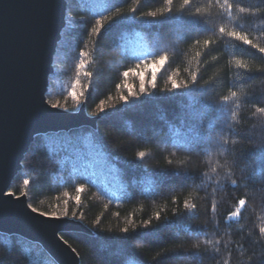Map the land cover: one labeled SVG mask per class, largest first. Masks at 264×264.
<instances>
[{"label":"trees","instance_id":"obj_1","mask_svg":"<svg viewBox=\"0 0 264 264\" xmlns=\"http://www.w3.org/2000/svg\"><path fill=\"white\" fill-rule=\"evenodd\" d=\"M259 48L264 0H68L46 97L69 111L84 103L90 116H99L97 130L36 136L10 191L26 193L39 212L66 211L61 217L93 231L62 235L81 264H249V257L256 264L264 253ZM160 56L167 60L156 65L153 88L152 65ZM170 77L180 88L173 89ZM74 85L76 98L69 94ZM79 132H91L116 165L113 173L125 182L117 199L72 166ZM240 199L246 202L240 214L229 216ZM0 264L56 263L40 245L0 234Z\"/></svg>","mask_w":264,"mask_h":264},{"label":"water","instance_id":"obj_2","mask_svg":"<svg viewBox=\"0 0 264 264\" xmlns=\"http://www.w3.org/2000/svg\"><path fill=\"white\" fill-rule=\"evenodd\" d=\"M68 0H0V234L40 245L56 264H81L63 238L69 232L94 235L83 222L43 216L24 194L8 195L35 137L97 130L99 116L51 107L46 94L54 59L67 26Z\"/></svg>","mask_w":264,"mask_h":264},{"label":"rangeland","instance_id":"obj_3","mask_svg":"<svg viewBox=\"0 0 264 264\" xmlns=\"http://www.w3.org/2000/svg\"><path fill=\"white\" fill-rule=\"evenodd\" d=\"M76 135L75 139L79 140L82 146L74 143V146L70 149L73 154L72 166L83 171L84 174L89 173L90 177H87L93 179L102 193L107 197L113 194V198L117 199L118 195L116 193L123 190L125 182L118 177V174L113 173L110 166L112 165L114 170L117 171L116 165L114 163L110 165L109 160L101 151V147L94 141L91 132H79ZM64 137L65 135H62L61 138L65 140ZM143 184L146 187L150 185V182L144 181ZM129 262L130 264H139L136 261L129 260Z\"/></svg>","mask_w":264,"mask_h":264},{"label":"snow or ice","instance_id":"obj_4","mask_svg":"<svg viewBox=\"0 0 264 264\" xmlns=\"http://www.w3.org/2000/svg\"><path fill=\"white\" fill-rule=\"evenodd\" d=\"M170 2H171V0H169V3H170ZM185 3H187V0H185ZM151 16L155 17V16H156V13H155V12L151 13ZM101 27H102L101 22H100V21H97V26L93 28V31L99 33ZM220 31H221V32H224L225 29L221 28ZM227 35H228V36H231V37H236V38H238L239 40H241V41H243L244 43H247V44H251V43H252V41L249 40V39L247 38V36L242 35V34L239 33V32H228ZM205 43L207 44L208 41H205ZM259 51H260L261 53H264V48H259ZM80 55H81V56H84V55H86V53L81 52ZM166 60H167V57H165V56H160V57L158 58V61L153 62V65H152V67H153L152 80L149 81V83L151 84V86H152L153 88L156 87V84H155L156 75H157L156 65L158 64L160 67H162V66L164 65V63L166 62ZM85 64H86V61L83 60V59H81V60H80V64L78 65V67H84ZM130 71H132V70H130ZM88 75H91V74L89 73ZM123 75H124L125 77H127V76L129 75V72L126 71V72L123 73ZM139 75H140V77H141L140 93H145L146 89H145V84H144V76H143L142 73H140ZM170 79H171V82H172L173 89H178V88H180V85L177 83V81H176L175 79H172L171 77H170ZM192 79H193V82H195V80H196V75H195V73H193V77H192ZM77 83H79V81H77ZM188 86H189V85H188L187 83L184 85V87H188ZM74 88H75V85L73 86V91H71L69 94H70L73 98H76V95H77V94H76ZM131 94H132L133 96L137 95L136 93H131ZM232 96L235 97V96H236V93H235V92H232ZM121 99L124 100V101H128V97H127V96H121ZM223 99H224L225 101H227V100H228V97H227V96H224ZM60 106H61V105H59V103L51 105V107H60ZM103 111H104V109L101 108V112H103ZM257 111H259V112H261V113H264V107H259V108L257 109ZM137 155H138L140 158H143V157L145 156V152H144V151H140V152L137 153ZM215 171H216V169H213V172H215ZM23 182H24L25 185H28V184H29V180H27V179H25ZM235 183H236L235 181H232V184H233V185H235ZM0 195H3V193L0 192ZM8 195L11 196V195H14V193H8ZM25 196L27 197V194H26V193H25ZM79 199H80V197L77 196V197H76V200L79 201ZM65 203H67V202H65ZM237 203H238V207H237L234 211L230 212V213H229V216H231V217H236V216H238V215L240 214V212H241V209L245 206V203H246V202H245L244 199H240ZM28 207L31 208V210H32L33 212H38V211H39V210L36 209V208H32V206H31L30 204L28 205ZM187 207L195 208V205H191V206L186 205V208H187ZM39 214H40V215H43V216H52V217L59 218V217H57V214H56L55 212H53V213H49V212H41V213H39ZM60 215H61V216L67 215V212L65 211L64 213H61ZM73 217H75V213H73ZM157 217H159V213H157ZM150 223H151L150 221H147V220L144 221V225H145V226H148ZM123 231L127 232L128 230H127V229H124ZM260 231H261V232H264V229H261ZM252 262H253V257H249V264H252ZM256 264H264V253H262L258 258H256Z\"/></svg>","mask_w":264,"mask_h":264},{"label":"bare ground","instance_id":"obj_5","mask_svg":"<svg viewBox=\"0 0 264 264\" xmlns=\"http://www.w3.org/2000/svg\"><path fill=\"white\" fill-rule=\"evenodd\" d=\"M55 60V59H54ZM47 95V94H46ZM48 101V100H47ZM84 127V126H83ZM78 128H80V127H78Z\"/></svg>","mask_w":264,"mask_h":264}]
</instances>
